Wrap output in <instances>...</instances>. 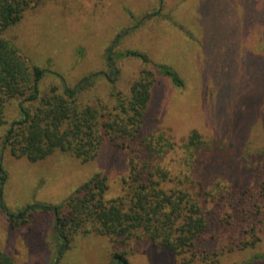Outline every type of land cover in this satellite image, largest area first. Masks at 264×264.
I'll use <instances>...</instances> for the list:
<instances>
[{"label":"rangeland","instance_id":"1","mask_svg":"<svg viewBox=\"0 0 264 264\" xmlns=\"http://www.w3.org/2000/svg\"><path fill=\"white\" fill-rule=\"evenodd\" d=\"M3 36L43 70L40 91L74 87L107 71L110 55L116 82L98 76L84 95L103 100L107 110L117 94L128 95L142 70L153 73L136 137L125 147L104 139L91 160L61 150L37 161L15 157L3 148L6 127L0 126L7 211L59 204L95 174L107 178L106 197H116L131 158L161 165L170 178L189 169L196 180L209 173L205 188L216 196L206 229L182 255L147 240L93 232L69 236L60 250L49 216L33 213L12 226L0 212V248L16 264H114L116 252L128 264H264V0H48ZM159 64L177 73L181 85L161 74ZM194 133L197 146L190 145Z\"/></svg>","mask_w":264,"mask_h":264},{"label":"trees","instance_id":"2","mask_svg":"<svg viewBox=\"0 0 264 264\" xmlns=\"http://www.w3.org/2000/svg\"><path fill=\"white\" fill-rule=\"evenodd\" d=\"M46 1L0 0V126L6 127L3 148L15 157H26L30 161L61 150L85 162L96 156L104 139L114 146L125 147L142 126L151 97L152 71L142 70L130 85L128 95L119 97L117 94L115 104L108 110L103 100L95 99L92 103L85 100L84 95L98 76L110 84L116 82L119 71L110 55L107 71L84 78L74 87L55 84L40 91L38 84L43 70L31 63L3 32L17 23L26 11ZM126 55L148 62V57L138 51H128ZM157 68L174 84L181 85L172 69L160 64ZM196 139L198 142V134L191 135V146H197ZM219 163L220 158L214 160V169ZM208 175L202 171L200 179L196 180L191 178L194 176L189 169L181 171L183 178H170L168 170L161 165L131 158L127 178H123L121 193L116 197H106L107 178L95 174L59 204H28L11 213L1 200L5 176L0 171V212L12 226L26 221L33 213L49 216L60 250L67 247L69 236L93 232L111 238L147 240L170 253L182 255L193 248L195 240L207 227V217L212 211L210 200L215 196L205 188L208 178L212 180ZM172 181L174 186L170 185ZM64 208L66 214L61 213ZM60 254L61 251L57 257ZM207 255L197 254V258L206 260ZM190 257L189 261L195 254ZM0 264L16 263L0 248ZM114 264H128V261L116 252Z\"/></svg>","mask_w":264,"mask_h":264}]
</instances>
